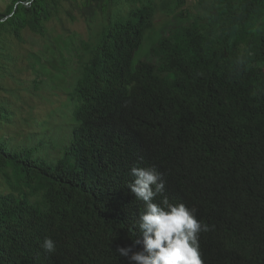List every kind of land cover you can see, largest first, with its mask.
Returning a JSON list of instances; mask_svg holds the SVG:
<instances>
[{
	"label": "trees",
	"instance_id": "16d2710c",
	"mask_svg": "<svg viewBox=\"0 0 264 264\" xmlns=\"http://www.w3.org/2000/svg\"><path fill=\"white\" fill-rule=\"evenodd\" d=\"M67 4L88 35L63 124L44 122L62 133L53 157V137L16 142L19 121L34 119L18 120L19 92L7 83L22 82L5 42L21 44L29 30L52 45L48 23ZM187 4L10 0L0 11V130L13 132L0 137V264H129L117 250L142 238L143 202L127 187L134 166L164 174L154 202L167 196L210 226L199 235L203 264H264V0ZM160 13L171 23L156 31ZM146 33L156 39L134 63ZM26 59L42 65L35 53ZM42 84L34 72L33 89Z\"/></svg>",
	"mask_w": 264,
	"mask_h": 264
},
{
	"label": "rangeland",
	"instance_id": "374dc122",
	"mask_svg": "<svg viewBox=\"0 0 264 264\" xmlns=\"http://www.w3.org/2000/svg\"><path fill=\"white\" fill-rule=\"evenodd\" d=\"M9 3L10 0H0V11H4ZM193 4L194 0H188L187 6L189 5L192 10L194 9ZM71 10L70 5H64V12L60 14L59 19H54L48 23L47 27L53 40L52 45L46 39L32 34L29 30L23 33V43L20 44L11 38H7L5 42L7 53L17 58L16 65H13L12 69L15 77L22 82L20 86L16 82L7 83L8 87L19 92L20 100H15V106L20 110L18 120L27 119L29 115L33 117H31V120L34 119L30 124L26 123L27 125L19 121L18 129L13 131H18L21 134L16 142L24 143V139L29 133L37 135L38 138L43 137L46 140L49 137H53L54 143L53 141L52 143L55 148L54 152H51L53 157L60 156L63 151L64 141L60 139L62 133L60 135H56L57 132L53 134V130L56 131L54 127L52 131L48 132L44 122L51 119L50 126L63 124L59 111L66 110L68 92L71 86H74L77 80L75 78H78L76 76V57L79 52L77 45L79 39H86L88 35L87 26L78 17L77 13H73L77 17L75 22H71L66 15L65 12ZM170 23V19L165 14L160 13L155 18L154 28L159 31ZM148 33L144 36L142 48L135 55L134 63L147 56L156 39L149 40ZM89 42L94 47L98 42L97 37L90 39ZM30 53L37 54L41 58L42 65L37 68L32 67L26 59V57L30 56ZM36 71L43 79V84L39 90L35 91L32 81ZM44 126L45 128H42ZM13 132L6 129L0 130V137H12ZM36 142L34 141V143Z\"/></svg>",
	"mask_w": 264,
	"mask_h": 264
},
{
	"label": "clouds",
	"instance_id": "9594fccd",
	"mask_svg": "<svg viewBox=\"0 0 264 264\" xmlns=\"http://www.w3.org/2000/svg\"><path fill=\"white\" fill-rule=\"evenodd\" d=\"M134 180L127 184L137 200L143 202V210L135 227L140 237L132 245L121 247L119 255L129 264H203L199 251V235L210 231V226L195 216V209L183 203H173L163 196L154 202L165 190L164 174L155 168L132 167ZM142 245V250H135ZM43 249L56 251L55 241L45 238Z\"/></svg>",
	"mask_w": 264,
	"mask_h": 264
}]
</instances>
